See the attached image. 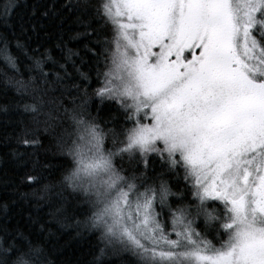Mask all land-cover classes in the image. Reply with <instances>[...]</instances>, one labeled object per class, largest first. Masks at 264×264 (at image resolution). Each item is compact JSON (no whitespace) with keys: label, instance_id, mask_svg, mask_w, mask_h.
Returning a JSON list of instances; mask_svg holds the SVG:
<instances>
[{"label":"snow or ice","instance_id":"snow-or-ice-1","mask_svg":"<svg viewBox=\"0 0 264 264\" xmlns=\"http://www.w3.org/2000/svg\"><path fill=\"white\" fill-rule=\"evenodd\" d=\"M16 7L7 0L0 21ZM80 7L93 9L73 39L83 37L87 67L94 61L103 78L97 114L85 99L84 56L63 41L53 71L44 70L50 56L29 57L37 76L16 81L41 104L47 97L63 107L70 121L57 145L70 162L50 205L56 222L68 219L65 196L87 205L77 225L100 241L95 264L121 253L139 264H264V0H84ZM10 43L0 35V60L16 70ZM105 101L118 105L111 121L99 115L112 107ZM24 110L39 111L35 103ZM22 131L23 144L40 142L39 131ZM157 158L159 176L149 177ZM125 160L139 175L126 173ZM25 179L40 200L55 191L34 171ZM49 255L42 233L0 242V264H51Z\"/></svg>","mask_w":264,"mask_h":264},{"label":"trees","instance_id":"trees-1","mask_svg":"<svg viewBox=\"0 0 264 264\" xmlns=\"http://www.w3.org/2000/svg\"><path fill=\"white\" fill-rule=\"evenodd\" d=\"M6 2L7 0H0V10ZM88 2L95 4L96 0H88ZM16 3L18 7L7 23L0 21V35H7L11 42L12 54L18 58L16 70L0 60V229H3L0 230V242L13 234L19 236L23 233L25 237L31 238L42 233V239L50 250L51 264H95L100 241L95 233L77 225V221L85 219L84 211L87 205L65 196L68 219L64 224L56 222L55 208L50 206L61 190L60 181L64 175L66 162H70L57 147L58 139L63 130L70 126V121L64 115L63 107L57 110L55 106L48 105L47 97L44 98L45 103L41 104L39 93L34 95L31 87L25 93L16 83L17 80L31 83L30 76H37L36 72L30 70L32 60L29 57L50 56L51 59L45 60L44 70L53 71L57 67L54 62H61V57L64 55L58 47L63 41L67 48L84 56L85 64L78 63V67L81 71L91 73L90 81L86 85L88 97L85 99L88 101L89 111L95 116L98 104L95 90L101 87L103 78H97L94 61L91 69L87 67L88 55L82 51L83 37L73 39L77 32H83L85 22L82 17L85 14L88 15V22L92 21L93 9L85 10L80 7L84 0H16ZM70 4L77 5L75 11L68 8ZM100 30L98 28V31ZM17 42L23 46V50L17 48ZM69 70H71L70 65ZM73 75L79 83H85L77 74L73 73ZM72 100L73 97L69 96L64 99L63 104L70 108ZM75 102L81 103L78 98ZM33 103L39 111L36 114L25 112L24 105ZM105 103L112 104V107L104 108L99 115L102 120L111 121L118 105L111 101ZM50 113L53 116L58 115L59 118L50 119ZM49 123L55 126L49 127L45 132V126ZM25 127L32 134L39 131L38 144L25 145L21 142L24 137L22 129ZM108 146H112L110 137ZM124 168L129 176L139 175L135 166L129 164L127 160L124 161ZM160 168L161 163L157 158V162L147 170L148 176H159ZM33 171L43 176L45 183L55 189L47 199L40 200L33 195L36 189L27 187L25 177ZM170 184L176 185L177 181L171 180ZM179 186L183 189L182 179L179 181ZM175 190L173 187V191ZM191 198L189 195L188 199ZM198 226L202 228L203 223L198 222ZM106 259L110 264L112 262L139 264L138 259L129 253H121L118 257Z\"/></svg>","mask_w":264,"mask_h":264}]
</instances>
